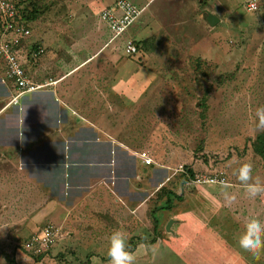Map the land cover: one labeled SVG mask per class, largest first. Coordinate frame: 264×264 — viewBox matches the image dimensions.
I'll use <instances>...</instances> for the list:
<instances>
[{
	"label": "rangeland",
	"instance_id": "obj_1",
	"mask_svg": "<svg viewBox=\"0 0 264 264\" xmlns=\"http://www.w3.org/2000/svg\"><path fill=\"white\" fill-rule=\"evenodd\" d=\"M13 1L37 11L27 24L47 49L40 58L72 62L92 55L83 46H94L87 35L108 0ZM246 2L155 0L144 9L142 51L120 58L143 69L123 76L131 82L122 88L130 98L121 136L142 162V179L132 180L122 203L114 202L116 210L125 203L122 212L89 220L73 215L64 237L36 259L26 243L52 222L48 198L0 156V264H109L108 240L116 229L127 233L132 251L158 247L155 258L139 255L136 264H264V252L256 258L239 247L244 225L252 218L264 222V198L249 199L235 175L247 161L253 178L264 182V155L254 148L264 144V132L255 129V110L264 106V0L253 12ZM207 12L219 22L209 25ZM145 158L153 162L145 165ZM187 169L222 170L227 182L191 185ZM225 185L236 196L231 203L222 194Z\"/></svg>",
	"mask_w": 264,
	"mask_h": 264
},
{
	"label": "crops",
	"instance_id": "obj_2",
	"mask_svg": "<svg viewBox=\"0 0 264 264\" xmlns=\"http://www.w3.org/2000/svg\"><path fill=\"white\" fill-rule=\"evenodd\" d=\"M128 1L143 8V13L155 0ZM142 13L119 41H110L107 25L97 16L96 33L87 35L94 46H83L92 55L78 61L42 55L33 60L29 52L41 43L31 33L23 38L18 50L22 66L35 83L44 86L19 95L17 104L10 103L17 92L5 78L0 58V156L15 166L28 187L48 198L46 216L52 222L46 224L62 231L73 215L89 220L98 212H122L125 203L116 210L114 202L122 203L123 196L132 194V180L142 179L137 170L142 162L123 144L120 124L130 98L122 94L124 83L131 82L123 76L143 73L135 63L120 60L122 42L134 38L140 50L133 57H139Z\"/></svg>",
	"mask_w": 264,
	"mask_h": 264
},
{
	"label": "built area",
	"instance_id": "obj_3",
	"mask_svg": "<svg viewBox=\"0 0 264 264\" xmlns=\"http://www.w3.org/2000/svg\"><path fill=\"white\" fill-rule=\"evenodd\" d=\"M257 0H247L246 10L256 11ZM140 8L128 0H112L111 3L102 8L98 14L99 19L105 23L111 33L110 41L122 38L129 27L142 13ZM16 4L11 0H0V20L3 30L0 35V58L4 62V76L10 80L16 88V95L10 103L17 104L18 96L41 89L44 85L35 83L26 73L18 56L21 40L30 35L27 22L20 20ZM139 44L132 37H126L122 42V52L128 57L139 53ZM45 53V48L38 44L35 49L30 50L29 56L36 60ZM151 158H145V165L152 163ZM182 170V169H180ZM185 173V172H184ZM185 180L191 185H224L227 182L225 172L217 170L214 172H194L192 175L185 173ZM60 227L46 224L33 232L26 243L29 254L38 255L47 251L56 240L63 237Z\"/></svg>",
	"mask_w": 264,
	"mask_h": 264
},
{
	"label": "clouds",
	"instance_id": "obj_4",
	"mask_svg": "<svg viewBox=\"0 0 264 264\" xmlns=\"http://www.w3.org/2000/svg\"><path fill=\"white\" fill-rule=\"evenodd\" d=\"M255 129L257 132H264V106L255 110ZM252 171L253 164L245 161L235 170V175L249 199L264 198V182L258 177L254 179ZM230 187L231 185H225L222 193L225 201L229 203L236 200L235 194L229 191ZM128 239L127 233L122 229H116L111 233L107 249L109 264H136L139 255L151 253L153 258L157 255L156 245L142 244L135 251L130 250ZM239 247L259 258L261 252H264V222L258 218L250 219L244 225Z\"/></svg>",
	"mask_w": 264,
	"mask_h": 264
},
{
	"label": "trees",
	"instance_id": "obj_5",
	"mask_svg": "<svg viewBox=\"0 0 264 264\" xmlns=\"http://www.w3.org/2000/svg\"><path fill=\"white\" fill-rule=\"evenodd\" d=\"M11 1H13V0H11ZM15 4H16V6L18 8V12H19L18 14H19L20 20L25 21V22H29V21L33 20L37 16V11L35 10L34 7L31 8V9H28V8H25L24 9L25 6L22 5L21 3L18 2V3H15ZM2 30H3V24H2V22L0 20V35L2 33ZM35 47L36 46L32 47L31 49H35ZM257 142H259V139L257 140ZM254 148H255V152L261 153L262 155H264V144H260L259 146H257L255 144L254 145ZM187 171L188 172H186V173L189 174V175H192L194 173L190 169H187ZM184 177H185V175H184ZM49 249L47 251H44V252L38 254V255H34V254H31V253H30V255L33 256V257H35L36 259H40L44 255H46L48 253Z\"/></svg>",
	"mask_w": 264,
	"mask_h": 264
},
{
	"label": "water",
	"instance_id": "obj_6",
	"mask_svg": "<svg viewBox=\"0 0 264 264\" xmlns=\"http://www.w3.org/2000/svg\"><path fill=\"white\" fill-rule=\"evenodd\" d=\"M206 21L208 22L209 25L213 26L215 23L219 22V18L216 17L215 15L207 12ZM166 228L168 230L169 229V225Z\"/></svg>",
	"mask_w": 264,
	"mask_h": 264
}]
</instances>
